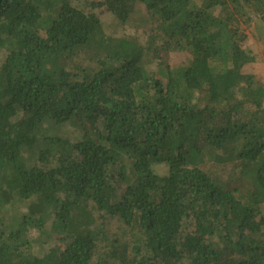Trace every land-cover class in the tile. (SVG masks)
I'll use <instances>...</instances> for the list:
<instances>
[{
	"label": "trees",
	"instance_id": "obj_1",
	"mask_svg": "<svg viewBox=\"0 0 264 264\" xmlns=\"http://www.w3.org/2000/svg\"><path fill=\"white\" fill-rule=\"evenodd\" d=\"M91 1L0 0V264H264V0Z\"/></svg>",
	"mask_w": 264,
	"mask_h": 264
},
{
	"label": "rangeland",
	"instance_id": "obj_2",
	"mask_svg": "<svg viewBox=\"0 0 264 264\" xmlns=\"http://www.w3.org/2000/svg\"><path fill=\"white\" fill-rule=\"evenodd\" d=\"M79 1V0H76ZM85 2L86 5H88L87 7H89L92 3L91 0H83ZM90 7H94V5L90 6ZM102 13V17L104 19V21L107 24H112L113 19H112V15L111 13L107 12V11H99ZM110 26H113L110 25ZM257 24H252L250 27L247 28V33L249 34V39L247 41V45L249 48H251L253 50V52L257 55L258 60L256 61L255 66L253 67H246V73H252V74H256V77L258 80L264 82V28L258 27L259 29H256L255 27H257ZM136 26L135 25H131V27L126 28L127 32H132L134 33L136 31ZM125 30L122 27H119V31L118 33H123ZM163 171H165L163 169ZM8 210V214H6V210ZM9 206H6L3 208L2 213L4 214L6 217L4 218L5 220V225L0 226V231L2 230L3 232H5L4 234L9 233V231L11 229H13L14 227H16L17 221H18V217L21 216V205H17L13 211L9 210ZM30 235L31 236H35L37 235V232L33 230L30 231Z\"/></svg>",
	"mask_w": 264,
	"mask_h": 264
}]
</instances>
